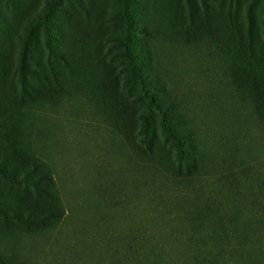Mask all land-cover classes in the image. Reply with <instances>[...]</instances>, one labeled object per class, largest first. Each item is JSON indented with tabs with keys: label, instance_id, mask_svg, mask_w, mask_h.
Returning <instances> with one entry per match:
<instances>
[{
	"label": "rangeland",
	"instance_id": "1",
	"mask_svg": "<svg viewBox=\"0 0 264 264\" xmlns=\"http://www.w3.org/2000/svg\"><path fill=\"white\" fill-rule=\"evenodd\" d=\"M0 264H264V0H0Z\"/></svg>",
	"mask_w": 264,
	"mask_h": 264
},
{
	"label": "trees",
	"instance_id": "2",
	"mask_svg": "<svg viewBox=\"0 0 264 264\" xmlns=\"http://www.w3.org/2000/svg\"><path fill=\"white\" fill-rule=\"evenodd\" d=\"M29 56H30V52L25 47L24 56H23V59H22V66L20 67V69H22L25 72L32 73V72H34V68L29 67L27 65V60L30 58Z\"/></svg>",
	"mask_w": 264,
	"mask_h": 264
}]
</instances>
